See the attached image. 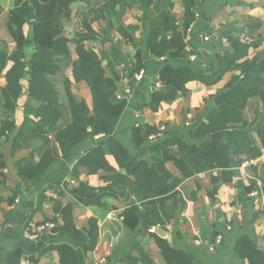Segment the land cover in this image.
<instances>
[{"label": "crops", "instance_id": "0c3cea01", "mask_svg": "<svg viewBox=\"0 0 264 264\" xmlns=\"http://www.w3.org/2000/svg\"><path fill=\"white\" fill-rule=\"evenodd\" d=\"M95 2L100 4L102 0ZM0 4L3 7L0 47L6 42L11 53L16 44L7 22L13 0H0ZM157 5L147 11L140 4L133 3L121 17L109 19L106 15L105 19L95 21L93 27L98 38L86 41L85 46L97 52L106 75L115 79L120 88L133 89L130 96L122 99L126 100V107L113 135L127 147L132 158L144 162L158 174L163 171L170 176L162 186L167 187L174 179H181L175 195L170 192L172 195L163 202L150 198L139 200L130 182L135 177L129 174L127 178L117 177L119 171L125 175L126 170L120 168L111 154L106 158L114 170L100 169L91 173L86 167L79 166L81 156L103 138L101 134L89 135L68 156H61L53 162L48 173L30 190L18 173V160L37 163L40 152L48 147L49 142H54L57 129L71 121L65 79L71 80V89L77 101L85 100L93 108L90 85L85 80L75 81L72 70V63L78 57L74 38L91 8L85 0L76 1L72 4L70 19L64 23L71 59L61 62V70L51 77L66 108L64 117L59 120L56 129L49 130L48 135L34 130L25 147L12 152L13 140L24 122L25 104L35 103L29 98V74H25L21 81L23 91L14 115L16 129L8 138H0L7 176L6 183L0 185V264H19L23 257L29 260V264H57L59 252L49 247L64 243L75 246L81 264H92L99 258L106 260L104 264H136L133 258L139 259L137 264H146L141 259V250L154 264H168L160 240L183 251L197 264H250L248 259L239 257L237 253V245L243 238L252 241L264 255V99L260 95L250 97L242 111V121L235 126L245 133L246 146L231 151L230 167L213 168L185 177L176 162L181 153L179 145L174 142V138L187 145L205 142L207 138L198 134L197 130L209 122L226 101L228 92L245 77L248 67L264 63V0H196L195 20L186 33L182 30L186 12L184 0H167L166 11L174 20L169 36L183 32L186 50L193 51L188 59L192 54L197 56L190 67L203 80L189 81L186 95L173 101H162L159 108L153 110L144 104L152 99L155 91L168 92L159 80L164 65L170 63L177 67L186 63L183 59L169 56L155 58L148 51L151 17ZM119 27L125 31L122 33ZM24 31L25 61L29 65L33 62L35 48L28 24L24 26ZM230 38L249 44L247 54L238 61L240 67L226 71L215 82L220 68L216 55L233 50ZM112 48L118 52L119 60L115 59ZM103 54L108 57L104 58ZM140 59L143 66L138 70ZM11 66L10 62L0 76V93L6 85L5 73ZM141 69L145 70V75L137 84L134 74ZM261 78L264 80V72ZM3 105L4 101L0 98V129L4 117ZM148 128L157 130L152 133L156 134L155 139L149 138L152 134H145ZM223 131L225 133L229 129ZM34 138L39 140L36 146L31 145ZM246 159L254 161L242 166ZM81 182L99 189L101 197L97 203L86 205L74 197L72 191ZM254 191H259V194L252 196ZM57 202L63 206L73 204V221L85 235L90 229V221L95 220L98 236L94 249L76 245L71 236L62 232L59 226L63 222L62 217L55 210ZM134 207H138V212H129ZM54 218L57 228L47 230L35 240L24 236L26 230ZM161 221L165 225H155ZM146 226H149L148 229ZM157 228L164 231L158 233L155 231ZM218 235L222 236V240L216 244Z\"/></svg>", "mask_w": 264, "mask_h": 264}, {"label": "trees", "instance_id": "16d2710c", "mask_svg": "<svg viewBox=\"0 0 264 264\" xmlns=\"http://www.w3.org/2000/svg\"><path fill=\"white\" fill-rule=\"evenodd\" d=\"M76 1L81 0H13V6L8 13L7 26L16 44L15 49L11 53L8 52L6 42L0 47V76L7 65L12 63L5 73L6 85L0 93V98L4 101L0 138L3 136L8 138L16 129L14 115L23 91L21 81L25 74H29V98L35 103L34 105L31 102L25 104L24 122L15 135L12 152L25 147L34 130L43 131L48 135L49 130L56 129L59 120L64 117L66 108L51 77L61 70V62H68L71 59L69 39L64 35V23L70 19L72 4ZM85 1L91 8L85 14L82 28L74 38L78 57L72 63V70L75 81L85 80L90 85L93 93V108L91 109L85 100L77 101L71 89V80L65 79L64 85L71 121L65 127L57 129L54 138L56 146L54 142H49L48 147L40 152V159L37 163L26 159L18 160L16 162L18 173L26 188L30 190L48 173L53 162L61 156H68L72 149L89 135L101 134L103 138L81 156L79 166L86 167L91 173H97L100 169L114 170L106 158L107 155H114L120 168L126 170L125 175L119 171L117 177L127 178V174L135 177L134 181L130 182L133 185L132 191L139 200L150 198L163 202L172 194L175 195L177 184L181 182V179H174L173 183L167 187L162 186L163 182H168L170 176L168 177L163 171L158 174L157 171L148 168L144 162L132 158L127 147L113 135L126 107V100L116 98V91L120 87L115 79L106 75L105 67L97 52L92 48H86L85 42L98 38V33L93 27L95 21L105 19L106 15L109 19L121 17L133 3L140 4L145 10L151 11L157 2V9L152 12L151 17L148 51L155 58L169 56L183 59L186 62L177 67L166 63L160 71L159 80L168 92L155 91L152 99L144 104V106L157 110L162 101H173L178 96L186 95L189 81L203 80L190 67L193 61L188 58L193 51L186 50L182 37L183 32L186 33L195 20L196 0H184L186 12L182 26L183 32L171 36L169 33L174 20L172 21L170 14L166 11L167 0H102L100 4L93 3L95 0ZM2 12L3 7L0 4V15ZM27 24L31 27L35 48L32 56L33 62L29 65L25 61L27 54L24 26ZM119 30L122 33L125 31L122 27H119ZM230 41L233 50L216 55L220 68L215 82L226 71L240 67L241 63L238 61L247 54L249 44L237 38H230ZM112 53L115 59H120L115 48H112ZM103 56L108 57L105 54ZM139 64L138 70L143 66L141 59ZM27 66L28 70H26ZM263 72L264 63H254L248 67L245 77L228 92L226 101L209 119V122L201 125L197 130L198 134L207 138L205 142L200 145H187L174 138L181 153L176 162L185 177L213 168L230 167L232 164L231 151H237L239 146H246L245 138H243L245 133L237 129L235 125L242 121V111L250 97L260 95L264 99V89H262L264 80L261 78ZM228 129L229 131L221 137L211 139L212 132ZM156 132V129L148 128L145 134L148 136ZM5 166L4 154L0 151V185L7 181ZM99 192V189L85 182H81L72 191L74 197L86 205L97 203L98 198L101 197ZM55 210L62 217L63 222L59 225L62 232L71 236L76 245H83L85 249H94L98 236V226L95 220L90 221V229L85 235L73 221V204L63 206L57 202ZM138 210V207H134L129 212L137 213ZM129 215L130 213L127 214L128 217ZM55 220L56 218L51 221L56 222ZM155 225H165V222H157ZM149 226L145 228L148 229ZM160 247L168 264H197L186 253L171 247L166 241L160 240ZM50 248L59 252L60 259L57 264H81L79 251L75 246L64 243L50 246ZM237 253L239 257L248 259L250 264H264V255L247 238L239 241ZM140 256L146 264H154L143 250ZM138 260L133 258L136 264Z\"/></svg>", "mask_w": 264, "mask_h": 264}, {"label": "built area", "instance_id": "2783aa9c", "mask_svg": "<svg viewBox=\"0 0 264 264\" xmlns=\"http://www.w3.org/2000/svg\"><path fill=\"white\" fill-rule=\"evenodd\" d=\"M197 58L196 55L192 54L190 56L191 60H195ZM145 75V70L141 69L140 71H138L137 73L134 74V81L135 83L139 84ZM133 93V89L132 87H121L116 91V97L117 99H125L126 97L130 96ZM150 139H155L156 138V134H152L149 137ZM263 152H264V147L262 148ZM254 160L253 159H246L242 162V166H248L250 165ZM259 194V191H254L252 192V196H257ZM57 228V224L54 221L51 220H47L44 222H41L40 224L36 225L33 229H28L25 231L24 236L30 240H35L37 239L42 233L46 232L47 230H51V229H55ZM222 240V236L218 235L216 238V244L220 243ZM199 243V241H197ZM105 259L104 258H99L97 260H95L92 264H104L105 263ZM19 264H29V260L26 257H23L20 260Z\"/></svg>", "mask_w": 264, "mask_h": 264}, {"label": "water", "instance_id": "95a60500", "mask_svg": "<svg viewBox=\"0 0 264 264\" xmlns=\"http://www.w3.org/2000/svg\"><path fill=\"white\" fill-rule=\"evenodd\" d=\"M156 3H157V2H156ZM156 3H155V5H156ZM223 133H224L223 130H221V131H216V132H214V133L211 134V137H212L213 139H215V138H217V137H220ZM38 141H39L38 138H34V139H32V141H31V145H32V146H36V145L38 144ZM155 231L158 232V233H162V232L164 231V229H162V228H157Z\"/></svg>", "mask_w": 264, "mask_h": 264}]
</instances>
